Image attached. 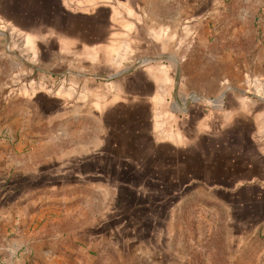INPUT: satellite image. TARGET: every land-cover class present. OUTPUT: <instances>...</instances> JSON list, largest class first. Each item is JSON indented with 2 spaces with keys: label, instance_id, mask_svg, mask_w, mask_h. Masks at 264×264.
I'll return each instance as SVG.
<instances>
[{
  "label": "rangeland",
  "instance_id": "1",
  "mask_svg": "<svg viewBox=\"0 0 264 264\" xmlns=\"http://www.w3.org/2000/svg\"><path fill=\"white\" fill-rule=\"evenodd\" d=\"M94 1H112L122 23H143L152 32L170 24V46L159 42L125 55L114 42L115 35L101 41L81 37L80 33L89 35L93 24L77 21L72 13H86L93 8L88 2ZM123 2L0 0V115L6 120L12 107L20 105L17 94L27 97L35 112L27 132H0V142L12 147L11 172L35 169L34 174L44 176L46 191H62L73 199L65 208L70 219L77 218L102 245L97 249L86 242L92 264H103L113 254V244L123 240L151 258L129 264H249L234 255L230 208L235 199L223 190L231 183L214 176L188 177L184 168L172 163L177 156L167 145L157 148L145 134L134 133L142 121L129 124L128 118L121 122L110 115L96 120L85 117L72 125L49 103L62 87L63 69L72 68V57L85 66L79 60L103 51L98 58L104 64L88 72L97 83H110L133 67H153L158 73L166 65L172 69L171 103L178 86L177 96L187 100L218 107L238 96L264 109V0ZM167 14L173 17L170 23L160 20ZM187 26L198 34L186 39ZM109 51L121 56L115 63L118 70L105 62ZM200 70L205 72L201 78ZM204 80L213 91L208 95L196 91ZM261 122L264 126V117ZM56 173L63 176V183L51 175ZM4 180L13 185L10 178ZM249 200L254 199L243 202ZM263 200L258 197L256 205Z\"/></svg>",
  "mask_w": 264,
  "mask_h": 264
},
{
  "label": "crops",
  "instance_id": "2",
  "mask_svg": "<svg viewBox=\"0 0 264 264\" xmlns=\"http://www.w3.org/2000/svg\"><path fill=\"white\" fill-rule=\"evenodd\" d=\"M88 3L93 8L86 13H72L77 21L93 24L87 31L89 35L80 33L81 37L101 41L115 35L114 42L119 43L125 55L159 42L170 46L173 38L170 24L152 32L143 23H122L112 1ZM128 11L132 14V10ZM172 19L170 14L160 18L167 23ZM188 27L183 32L186 39L198 34ZM97 52L86 60H79L86 63L85 66L78 65V59L72 57V68L63 69L62 87L49 103L60 109L58 116L78 124L85 117L96 120L110 115L121 122L128 118L129 124L138 125L142 121L141 129H133L134 133L145 134L157 148L167 145L169 152L177 156L172 163L179 169L184 168L188 177L200 175L211 179L214 176L223 183H231L230 187L223 185V190L235 199L230 208L234 255L249 264H264V200L256 205L260 203L256 199L264 197V141L261 140L264 109L261 105L238 96L223 100L218 107L187 100L182 95H174V103H171L172 69L166 65L158 73L153 67H133L134 71L119 73L110 83H97L88 73L96 72L97 66L104 64L98 58L103 51ZM109 52L111 56H107L105 62L111 69L118 70L121 56L116 58ZM56 53L58 55L59 51ZM179 68L178 65L180 71ZM203 74L205 72L200 70L199 78ZM208 86L206 80L200 81L196 91L208 95L213 92H209ZM19 96L17 94L15 100L21 101L20 105L12 107L14 111L10 117L3 120L0 115V132L5 129L14 134L27 132L35 112L28 98ZM244 136L245 141L242 140ZM10 147L0 142V257L5 264H92L86 255V242L97 249L102 245L87 227L80 226L77 218L70 219L65 208L73 199L67 198L62 191H46L42 185L44 176L34 174L35 169L11 172ZM59 173L51 175L57 182L60 179L61 184L63 176ZM9 178L13 185L5 183L4 179ZM247 197L254 200L244 203ZM110 253L113 254L103 264L151 260L147 251L125 240L113 244Z\"/></svg>",
  "mask_w": 264,
  "mask_h": 264
},
{
  "label": "water",
  "instance_id": "3",
  "mask_svg": "<svg viewBox=\"0 0 264 264\" xmlns=\"http://www.w3.org/2000/svg\"><path fill=\"white\" fill-rule=\"evenodd\" d=\"M131 70H128V71H126V72H124V73H129ZM177 81H178V83H179V79H177ZM178 95V86L176 87V90H175V96H177Z\"/></svg>",
  "mask_w": 264,
  "mask_h": 264
},
{
  "label": "built area",
  "instance_id": "4",
  "mask_svg": "<svg viewBox=\"0 0 264 264\" xmlns=\"http://www.w3.org/2000/svg\"><path fill=\"white\" fill-rule=\"evenodd\" d=\"M0 264H5V261L0 257Z\"/></svg>",
  "mask_w": 264,
  "mask_h": 264
}]
</instances>
